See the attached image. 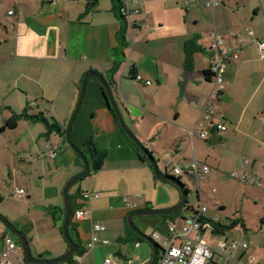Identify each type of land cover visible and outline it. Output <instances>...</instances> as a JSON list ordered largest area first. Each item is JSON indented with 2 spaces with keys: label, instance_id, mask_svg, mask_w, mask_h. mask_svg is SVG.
I'll list each match as a JSON object with an SVG mask.
<instances>
[{
  "label": "crops",
  "instance_id": "0c3cea01",
  "mask_svg": "<svg viewBox=\"0 0 264 264\" xmlns=\"http://www.w3.org/2000/svg\"><path fill=\"white\" fill-rule=\"evenodd\" d=\"M209 1L206 6H200L198 0L174 3L133 0L131 7L139 8L141 13L134 18L137 24L133 31L127 27L126 43L122 45L119 38L125 20L115 11L114 0H106L105 4L96 0L91 7L93 0H12L2 5L8 9L5 19L0 16V70L10 68L11 79L0 84V89L18 100L7 102V114L0 127L13 113L20 114L27 107L29 115L42 113L43 118L55 121L61 128V132L49 130L43 120L29 117L21 119L17 128L0 134H15L20 126L26 129L28 144L18 137L24 155L10 150L7 156L0 155V160L8 165L11 186L27 189L28 208L3 216L30 235L36 255L54 259L68 248L59 217L64 209L63 189L83 170V163L67 145L62 130L66 131L73 114L83 78L91 72L104 75L112 83L127 125L137 131L161 171L182 178L186 173L177 175L176 167L187 169L194 161L200 166H210V171L197 182L199 203H204L205 198L212 200L202 190L201 182L218 181L223 176L221 169L232 164L241 169L239 175L259 179L260 187L256 183L251 185L264 190V59L260 58L254 40L256 37L264 41V2L214 0L218 4L207 6ZM140 21L146 23L145 28L138 25ZM249 30L253 31L252 35ZM230 31L244 42L238 55L227 62L226 89L216 101L225 115L227 129L221 131L207 124V139L192 137L189 132L195 129L214 87L211 76L205 74L210 71L213 55L211 34L223 40V48H238V38L231 36ZM191 39L199 50L193 55L192 67L187 69L185 43ZM7 59L10 63L5 62ZM136 75L143 80L137 81ZM147 80L151 83L146 84ZM103 94L100 81L89 77L71 128L75 144L93 137L96 146L106 151L103 167L98 172L90 171L78 192L72 189L75 183L69 189L73 203L83 204L90 215L83 221H75L86 252L76 256L74 264H103L107 257H113L119 264H149L153 249L148 241L150 254L145 251L138 260L130 255L132 238L127 231V218L137 210L172 207L180 195L162 185L160 181H168L159 180L149 160L139 156ZM56 144L59 148L52 157L50 151ZM85 193H95L98 197L85 200ZM213 197L217 201L214 204L224 209L225 204L218 196ZM196 204H189L188 214L191 208L198 207ZM37 205L43 210L53 209L55 215L41 217ZM147 221L138 218L143 226L150 225ZM96 223L105 228L97 232L98 236L109 243L97 242L89 247ZM155 230L156 227L153 233ZM3 232L5 228L0 234ZM70 232L74 234L73 229ZM204 240L216 251L221 242L229 245L245 239L206 231ZM114 242L120 245H113ZM140 242L134 241L135 246L139 248ZM248 254L264 264L262 256L253 252L251 246L235 249L230 263L243 264ZM217 262L214 252L206 264Z\"/></svg>",
  "mask_w": 264,
  "mask_h": 264
},
{
  "label": "built area",
  "instance_id": "2783aa9c",
  "mask_svg": "<svg viewBox=\"0 0 264 264\" xmlns=\"http://www.w3.org/2000/svg\"><path fill=\"white\" fill-rule=\"evenodd\" d=\"M133 0H118L119 13L127 23V26L133 31L134 26L137 24L134 19L136 15L141 13L139 8H132L131 3ZM136 1V0H135ZM218 4L217 1L211 0L207 3V6H212ZM13 11H10L12 13ZM140 27L145 28L146 23L140 21L138 24ZM252 35L253 31L249 30ZM230 35L238 38L239 47L233 49H225L221 45L223 40L218 38L215 33L211 34L212 37V61L210 74L212 81L214 83L213 90L206 103L202 116L193 131L189 134L193 137H199L202 139H207L209 136V131L206 129V125L210 124L214 126L217 130L224 131L227 129L224 119L225 115L221 112L219 106L216 105L217 99L225 91L226 85L224 80V75L226 72L227 62L238 55L239 48H241L244 39L239 37L234 31H230ZM258 45L259 56L264 59V41L255 39ZM132 43L134 42V36L132 34ZM137 81H142L140 75L135 76ZM146 84H150V81H145ZM59 145H54L51 148L50 155L54 157L56 155V150ZM209 165H199L197 161H194L187 169H181L176 167L174 169L177 175H181L184 172L192 177H194L199 183L203 178V175L210 171ZM232 177L241 179L249 184L256 183L259 187L261 186V181L259 179H254L247 174L239 175L237 172L231 174ZM27 189L18 188L16 189L15 196L21 198L25 196ZM84 199L88 200L90 198L98 197L95 193H85ZM89 210L85 206L76 209L73 219L74 221H83L89 218ZM184 224L181 226L180 230H177L176 223L168 224L167 235L161 237L157 232L153 233L152 239L160 245L158 261L156 264H206L209 259L214 256V252L217 254L218 262L217 264H231L230 258L232 257V252L237 248L247 249L249 244L247 241H232L229 245L225 242H221L218 248L213 250L204 240V233L206 231H213L215 225L218 221L217 218H212L207 214V207L203 202H200L198 207L194 209L190 214L182 217ZM94 233L91 237V241L88 246L92 247L97 242H102L103 244H108V239H101L97 232L105 230L104 226L100 223L93 225ZM0 264H29L21 247L19 240L14 237L11 233L3 232L0 235ZM57 264H69L66 262H61ZM103 264H119L113 257H107ZM243 264H261L257 257L253 254H248L243 260Z\"/></svg>",
  "mask_w": 264,
  "mask_h": 264
},
{
  "label": "rangeland",
  "instance_id": "374dc122",
  "mask_svg": "<svg viewBox=\"0 0 264 264\" xmlns=\"http://www.w3.org/2000/svg\"><path fill=\"white\" fill-rule=\"evenodd\" d=\"M0 1H1L0 16L1 18L5 19L8 7L2 8V5L3 4L8 5L12 0H0ZM109 1L110 0H108V2ZM169 1L171 3H174L175 1L178 0H169ZM206 1L207 0H200V1L198 0L200 6L205 5ZM260 1L261 0H251V3L255 4V2H260ZM262 1L264 2V0ZM181 2L179 3L180 6L182 4ZM103 3L105 4L106 0H103ZM183 9L186 10V7H183ZM205 13L207 12L205 11ZM9 57L11 58L10 55ZM5 62L10 63L9 59H7ZM9 69L2 68L0 70V84H2L4 81L6 83L10 81L11 73ZM19 97L24 98L23 96H19ZM14 99L18 100L17 96L13 97L12 95H8L4 92H1L0 89V123L3 120V117L6 116L7 114L5 105H7L8 104L7 102L10 100L13 102ZM230 127L231 125H229V128ZM130 129L139 138V136L137 135L138 133H136L137 131H135L132 128ZM17 135H21V136H17ZM18 137H21L20 140L23 142L26 141V143L28 144L26 129L23 126H20V128L15 132V134L9 132L8 134L0 135V155L7 156V153H10V150L11 151L18 150L19 154L24 155V153H22L23 149L21 148V146H18V141H19ZM141 142L144 144L142 140ZM159 164H161V166L163 165L162 163ZM1 166H3V170H0V197L3 198V202L0 204V214L5 216L11 211L18 212L19 209H22V211H26L28 208V205L26 204L27 202L26 195L22 196L21 198H17L15 196L16 189H18L19 187L11 186L12 181H10L8 176V165L0 160V167ZM221 170L223 172V176H221L218 179V181L211 182L210 180H205V181L203 180L201 182L202 190H205L208 193V196L212 199V200H208L205 198L204 200V204L207 207V214L212 218H220L222 221H218V222L223 224H229L230 219L232 220V219L242 218L246 225V229H244L241 225H239L236 227L238 228V231L234 230L235 228L231 230H226V234L223 235H226L231 239L232 238L241 239V240L245 239L248 242V244H250L249 246H251V250L256 254L262 256V258L260 259L264 263V224L261 223V219L264 216V190L256 186H252L251 184L244 182L241 179L232 177L231 174L233 172H238V173L242 172L241 169L236 167L234 164L229 165L227 169L222 168ZM83 181H84L83 178L77 181L73 185L72 189L73 190L75 189V192L76 190L78 192L80 185L84 183ZM182 182L185 183L186 187L189 189V194H188V204L180 210L179 214H175V217L177 219L176 227L178 231L180 230L181 226L184 224V220L182 217L184 215L186 216L188 212H190L188 209L189 204L191 203L195 204L197 202L195 206L199 205V202L197 200V189H198L197 180H194L190 178L188 175L183 174ZM160 183L162 185H165L169 189H175L179 193L181 199V193L177 187H174L168 182L160 181ZM213 189H216V193L211 194V191ZM214 194L218 196L217 198L220 199V202L225 204L224 209L219 208L217 205L214 204V202L216 201V200L214 201V197H213ZM179 201L177 202V204L179 203ZM33 205L34 203L31 206ZM175 205H173L172 207H174ZM36 208L40 210L39 212L41 214V217L44 216L47 217V214L50 215L51 210L49 209L43 210L38 205L36 206ZM164 217L165 216L163 215L137 216L136 217L137 219L134 222L138 227L142 228L141 230L143 231V233L149 236L153 234L155 227L157 228L161 227V229L164 227L163 231H161L160 229L155 230V232H157L160 236H162L161 234L164 233L167 234L168 224L172 222V220L168 218L165 224L162 225V223L165 221ZM138 218H143L148 220L147 222L150 225L143 226L139 224ZM63 220L61 221L62 225H63ZM4 228L5 227L3 226V224L0 223V232ZM26 237L29 241L32 254L36 256L35 250L33 248L32 240L30 239V235H26ZM222 237L224 236H215V238L217 239H221ZM134 241L136 240L131 239L129 241L130 243L129 245L131 246L130 255L133 257V260L135 259L138 260V258L142 257L145 251H147L146 254H150L151 249L147 241L140 242L139 248L135 246ZM115 244L120 245L119 242H114L113 245ZM116 257L119 256L116 255Z\"/></svg>",
  "mask_w": 264,
  "mask_h": 264
},
{
  "label": "water",
  "instance_id": "95a60500",
  "mask_svg": "<svg viewBox=\"0 0 264 264\" xmlns=\"http://www.w3.org/2000/svg\"><path fill=\"white\" fill-rule=\"evenodd\" d=\"M89 77H95L100 81V83L103 86L104 89V97L107 102V106L110 110L114 111V114L118 120L119 126L125 131L127 136L141 149V151L144 153V155L147 157L149 160L153 172L155 176L159 180H165L173 185H175L180 193H181V199L177 205H175L172 208L168 209H144V210H137L129 214L127 221L130 229L140 236L142 239L148 241L153 249V255L151 258V261L149 264H156L158 261V255H159V248L155 241L147 234L143 233V231L135 224L134 222V217L135 216H150V215H170L183 207H185L188 204V190L186 189L185 183L182 182V180L177 179L175 176L169 175L164 173L163 171L160 170L157 160L153 156V154L150 152V150L141 142V140L133 133V131L129 128L127 125L123 113L117 103L116 96H115V91L113 89L112 83L104 77V75H101L99 73L91 72L83 78L82 85H81V92L79 95V99L77 101V104L75 106V109L73 111V114L69 120V123L66 127L65 131V140L67 145L79 156L83 163V170L79 172L77 175H75L72 179H70L64 189H63V197H64V220H63V225H62V232L63 236L66 239L68 243V248L66 252L61 255L58 258L54 259H48L44 257H40L38 255L34 256L31 252L29 241L22 231H20L11 221H9L6 217H4L2 214H0V223L3 224V226L12 234H14L23 249L25 259L29 264H57L61 262H66L69 260L71 257H73L77 251V243L74 241V239L71 237L70 232H69V225H70V218L72 214V203L71 199L69 196V189L70 187L79 181L80 179L84 178L85 176L90 174L91 166L90 162L87 159V157L84 155V153L77 147V145L72 141L71 139V128L73 125V122L79 112V109L81 107L84 95H85V88H86V83Z\"/></svg>",
  "mask_w": 264,
  "mask_h": 264
},
{
  "label": "trees",
  "instance_id": "16d2710c",
  "mask_svg": "<svg viewBox=\"0 0 264 264\" xmlns=\"http://www.w3.org/2000/svg\"><path fill=\"white\" fill-rule=\"evenodd\" d=\"M94 1H96V0H93V2L89 4V7L94 5ZM114 1H115V11L119 15V17L123 19V17L119 13L118 0H114ZM127 27H128L127 23L124 22V26H123V29H122V34H121V36L119 38V42H120L121 45L126 43L125 34H126ZM198 50H199V47L196 44L195 40L191 39V40H188L185 43V67L187 69H190L192 67L193 55ZM131 74H132L131 76L133 77V75H134L133 71H132ZM205 74H206V76H211L210 71L209 72L205 71ZM103 92H104V89H103ZM111 111L114 114V111L113 110H111ZM29 117L32 120L41 119V120H43L46 123V125H47L49 130H56V131L61 132V128L59 127L58 123H56L55 121L51 122L50 120H47L46 118H43L42 113L39 114V115H29L28 108L26 107L22 111V113H20V114L13 113L12 116L6 120L5 125L0 127V134L5 132L7 129H15V128H17L18 122L21 119L29 118ZM122 131H123V133H125V131L123 129H122ZM62 135L63 136L65 135V130H62ZM129 141H130L131 145L133 146V148L136 150V152L139 154V156L142 157L143 159H145L146 161H148L147 157L144 155V153L141 151V149L130 138H129ZM76 145L84 153V155L87 157V159L89 160L90 166H91V170L90 171L91 172H98L103 167V164H104V161H105V158H106V151L102 150V149H99L96 146V143H95L93 137H89V138L81 141L80 143H77ZM176 178L182 180L181 177H176ZM186 189L189 192V189L187 187H186ZM69 196H70L71 203H72V214H71V218H70L69 232H70V229L74 230V234L71 235V232H70V235L74 239V241L77 243L78 251L73 257H71L69 260H67V262L69 264H74L76 256H81V255H83L86 252V249L81 245V241H80V238H79V235H78V232H77V225H76V223H75V221L73 219V216H74V213H75L76 209L82 208L84 205L83 204H76L75 205L73 203L74 197L72 195H69ZM0 201H1V197H0ZM194 209L195 208H191L192 211ZM180 210H178V211H176V212H174V213H172L170 215H163V216H165L164 217L165 221L162 223V225L165 224V222L168 220V218H170V220L176 219L175 214H179ZM50 213L53 216L55 215V212L53 211V209L51 210ZM59 217L62 220L64 219V209L61 210V214H60ZM173 223H176V222L173 221ZM261 223L264 224V216L261 219ZM239 225H241L244 229H246V225H245V223H244L242 218H237V219H232V220L230 219V223L229 224H223V223H220V222L217 221L213 232L223 235V234H226V230L234 229V228H236ZM157 229H160V230L163 231L164 227L162 229H161V227L157 228ZM127 231H128V233H129V235H130V237L132 239H134L136 241H141V242L144 241V239H142L140 236L135 234L130 229L128 224H127ZM5 232L10 233L6 228H5ZM12 235L14 237H16L14 234H12ZM155 243L157 244V246H158V248L160 250V245L156 241H155ZM39 256L43 257L44 255H39Z\"/></svg>",
  "mask_w": 264,
  "mask_h": 264
}]
</instances>
